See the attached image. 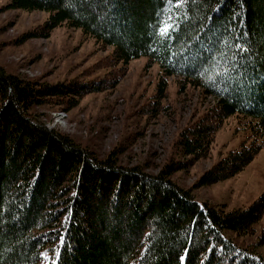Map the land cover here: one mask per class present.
Segmentation results:
<instances>
[{
  "label": "trees",
  "instance_id": "obj_1",
  "mask_svg": "<svg viewBox=\"0 0 264 264\" xmlns=\"http://www.w3.org/2000/svg\"><path fill=\"white\" fill-rule=\"evenodd\" d=\"M6 9L51 13L25 40L64 25L81 29L114 48L111 60L124 74L143 57L158 64L161 97L177 77L181 91L196 88L215 105L179 137L183 159L152 174L124 164L120 151L100 157L37 113L72 109L121 77L50 84L0 67V264H181V256L184 264H264V192L235 209L194 194L243 172L262 148L264 0H9ZM234 116L251 119L254 140L193 186L178 183L174 176L208 158Z\"/></svg>",
  "mask_w": 264,
  "mask_h": 264
},
{
  "label": "rangeland",
  "instance_id": "obj_2",
  "mask_svg": "<svg viewBox=\"0 0 264 264\" xmlns=\"http://www.w3.org/2000/svg\"><path fill=\"white\" fill-rule=\"evenodd\" d=\"M9 0H0V67L45 83L80 85L121 77L101 91L84 94L78 106L40 108L37 113L51 129L70 136L100 157L120 151L121 161L130 166L143 164L156 174L167 160L183 159L175 150L179 137L191 124L204 117L215 105L191 86L181 91L177 77L168 78L165 97L159 95L162 71L158 64L148 66L143 57L132 61L126 74L114 66V48L102 47L93 36L67 25L50 37L25 40L26 34L43 27L51 13L6 9ZM119 79V78H117ZM116 79V80H117ZM76 99V100H77ZM158 108L153 111V105ZM246 117L234 116L223 122L215 135L210 156L175 175L185 187L196 181L228 153L240 150L254 140ZM254 161L240 174L222 183L195 189L198 201L245 208L264 192V137ZM264 224V220L261 222ZM260 224V226H261ZM259 253L264 257V246Z\"/></svg>",
  "mask_w": 264,
  "mask_h": 264
},
{
  "label": "snow or ice",
  "instance_id": "obj_3",
  "mask_svg": "<svg viewBox=\"0 0 264 264\" xmlns=\"http://www.w3.org/2000/svg\"><path fill=\"white\" fill-rule=\"evenodd\" d=\"M177 2V5H179L181 2H183V0H176ZM170 31V26L166 25L165 26V34H167V32ZM237 47H240V45H236ZM243 50V49H241ZM180 261H181V264H184V261H185V257L184 256H181L180 257Z\"/></svg>",
  "mask_w": 264,
  "mask_h": 264
}]
</instances>
